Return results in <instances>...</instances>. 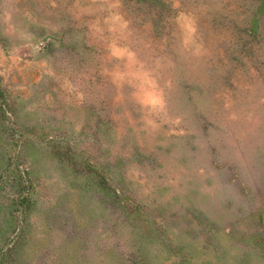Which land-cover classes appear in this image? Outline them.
Listing matches in <instances>:
<instances>
[{
	"label": "rangeland",
	"instance_id": "rangeland-1",
	"mask_svg": "<svg viewBox=\"0 0 264 264\" xmlns=\"http://www.w3.org/2000/svg\"><path fill=\"white\" fill-rule=\"evenodd\" d=\"M0 264H264V0H0Z\"/></svg>",
	"mask_w": 264,
	"mask_h": 264
}]
</instances>
